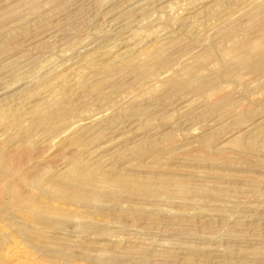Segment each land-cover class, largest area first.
I'll return each mask as SVG.
<instances>
[{
	"label": "rangeland",
	"instance_id": "1",
	"mask_svg": "<svg viewBox=\"0 0 264 264\" xmlns=\"http://www.w3.org/2000/svg\"><path fill=\"white\" fill-rule=\"evenodd\" d=\"M0 264H264V0H0Z\"/></svg>",
	"mask_w": 264,
	"mask_h": 264
}]
</instances>
